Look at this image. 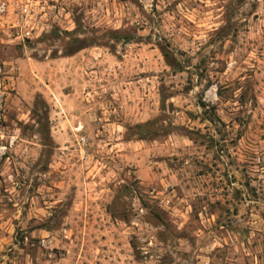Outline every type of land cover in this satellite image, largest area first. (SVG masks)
<instances>
[{
	"label": "rangeland",
	"instance_id": "374dc122",
	"mask_svg": "<svg viewBox=\"0 0 264 264\" xmlns=\"http://www.w3.org/2000/svg\"><path fill=\"white\" fill-rule=\"evenodd\" d=\"M0 264H264V0H0Z\"/></svg>",
	"mask_w": 264,
	"mask_h": 264
},
{
	"label": "built area",
	"instance_id": "2783aa9c",
	"mask_svg": "<svg viewBox=\"0 0 264 264\" xmlns=\"http://www.w3.org/2000/svg\"><path fill=\"white\" fill-rule=\"evenodd\" d=\"M81 141H82V142H84V141H85V138H84V137H82V138H81Z\"/></svg>",
	"mask_w": 264,
	"mask_h": 264
}]
</instances>
